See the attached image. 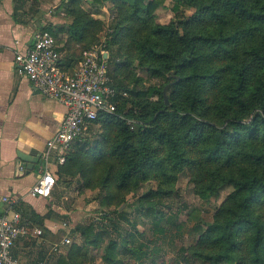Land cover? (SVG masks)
<instances>
[{"label": "trees", "instance_id": "1", "mask_svg": "<svg viewBox=\"0 0 264 264\" xmlns=\"http://www.w3.org/2000/svg\"><path fill=\"white\" fill-rule=\"evenodd\" d=\"M90 1L87 9L97 11L106 2L113 4L110 12L116 17L106 35V49L114 48V73L133 54L151 75L164 80L162 89L169 96L165 103L163 90L157 87L124 89L134 98L131 106L125 110L127 103L118 101L115 113H101L93 122L100 123L105 134L113 132L112 137L106 143L102 139L81 142L82 137L74 141L59 173L66 177L79 173L91 179L104 173L102 183L109 194L101 204H110L111 196L148 176L169 180L181 171L192 175L201 197L219 186L231 185L233 190L215 221L205 227L194 225L195 245L180 252L188 251L191 258L205 264L227 260L264 264V0H173L174 11L183 4L194 12L188 19L162 25L152 21L158 7L155 0ZM14 2L17 14L18 6L26 0ZM81 2L70 0L65 5L70 19L67 25L40 29L54 36L66 34L63 46L73 52V58H80L81 52L94 44L102 28L101 20L80 6ZM229 18L235 20L233 31L227 30ZM134 25L136 31L142 28L146 32L137 37L135 31L129 39ZM240 48L244 49L241 56L237 55ZM111 54L108 51L109 63ZM153 94L158 100L148 101ZM126 119L134 120V129ZM99 155L108 156L109 165L91 170L88 164L96 163ZM84 162L87 167L82 170ZM162 181H158V189L138 199L135 209L152 217L155 226L163 215L156 207L165 193ZM106 215L100 217L108 219ZM117 216L127 220L124 211H118ZM92 228L91 224L80 228L83 245L97 246L106 232L90 237ZM125 240L110 239L101 260L121 264L116 258L120 243L137 264L147 260L144 243H136V250L127 249ZM83 245L71 244L67 253L57 255L51 264H81L85 260Z\"/></svg>", "mask_w": 264, "mask_h": 264}, {"label": "rangeland", "instance_id": "2", "mask_svg": "<svg viewBox=\"0 0 264 264\" xmlns=\"http://www.w3.org/2000/svg\"><path fill=\"white\" fill-rule=\"evenodd\" d=\"M70 0H27L24 6H31V10L28 12V16L32 18L34 14H37L39 21L47 22L54 18L57 20L56 25H67L70 19L65 14V5ZM158 3V7L152 14V21L155 24H168L171 21H182L188 19L193 14V9L180 5L178 10L174 11L173 0H155ZM90 0H82L80 6L87 9L90 6ZM27 9V8H26ZM35 9V11H34ZM113 4L106 2L99 11L88 8L87 10L92 13V16L98 18L102 22V28L96 34V40L94 43L100 40H106V35L111 31L114 19L116 17L115 12L112 13ZM227 30L233 31L236 29L235 20L229 18ZM244 26V25H243ZM137 26L134 25V31L129 35V39L136 31ZM146 30L139 29L136 31L137 37L145 34ZM57 38V36H56ZM106 42V41H105ZM60 43V42H59ZM111 47V46H110ZM108 48L107 51L112 52V61L109 63L110 76L113 79V83L117 89H147L149 87L163 88L164 80L160 77L151 75L145 68L140 65L138 60H135V55H130L128 63L118 67L114 73V60L115 56L114 48ZM241 49V48H240ZM244 49L240 50L237 55H243ZM78 56L75 59L77 62ZM74 60V59H73ZM123 61V59H122ZM221 67V65H219ZM71 72V71H70ZM115 74V78H114ZM163 90V89H162ZM127 92V91H126ZM128 93V92H127ZM166 98L169 94L165 90ZM134 100L132 95L128 93V97L125 100H119L125 104V110L131 106V101ZM148 101H157L158 95L153 94L148 97ZM125 112V111H124ZM126 123L135 128L134 120L126 119ZM113 132L105 134L104 129L100 123L92 124L82 137V141L92 142L95 139L108 141L112 137ZM108 135V139H103ZM261 144V141L258 143ZM91 144H88L89 148ZM86 148V149H87ZM95 162H90L88 166L90 169H99L101 167L106 168L109 165L108 156L99 155L95 159ZM115 167H119L115 161ZM86 162L83 164L85 169ZM91 172V171H90ZM99 174V171H98ZM105 174L94 176L91 179L83 177L81 174H74L73 176L62 177L66 186V198L63 199L67 214L61 216L59 221L61 224L67 222L70 226L71 243L77 246L83 245V238L81 237L80 228L89 227L93 225L92 231L89 232V236L92 237L96 232L105 230L101 236L100 243L97 246L83 245L81 253L84 254V262L81 264H105L101 260L103 249L107 245L110 239L114 241H121V239H127L125 247L127 249L136 250V243H144L145 248L142 251L148 256L147 260L143 259L142 264H205L201 261L195 260L190 257L188 251L181 253L180 249H187L190 245H195L197 241V233L192 230L194 225L200 224L205 227L206 224H211L215 221L217 211L222 203L226 201L229 194L232 192L231 185L219 186L214 193H207L206 197H201L198 194V188L192 179V175L187 171H181L173 174V176L166 180L165 176L158 179L153 176H148L143 181L133 185L127 191L117 192L113 197H110V204H101V201L105 195L109 194L103 184ZM103 176V177H102ZM91 180V181H90ZM166 185H163L164 194H161V198L156 202V207L162 212V218L155 226L152 217L146 216L143 212L135 211L137 208L138 199L145 195L149 191L158 189V181ZM87 181V182H86ZM91 182V183H90ZM89 183L87 186L86 184ZM113 188V186H112ZM114 189V188H113ZM118 211H124L126 213L127 220L125 221L121 217L117 216ZM101 214H107L106 218H101ZM101 216V217H100ZM105 225L106 227H104ZM162 228L160 233L157 229ZM132 234L133 238L130 239L129 235ZM61 236H64V232H61ZM71 245V244H70ZM69 245V246H70ZM68 246V247H69ZM67 249L65 252L67 253ZM116 258L121 264H137L134 257L130 256L129 251L124 250L122 243L117 246ZM50 256V263L56 257L54 254ZM79 255H76V259ZM81 258V257H80ZM48 260V261H49ZM50 264L49 262H47ZM141 264V263H140ZM218 264H235L233 260H227Z\"/></svg>", "mask_w": 264, "mask_h": 264}, {"label": "crops", "instance_id": "3", "mask_svg": "<svg viewBox=\"0 0 264 264\" xmlns=\"http://www.w3.org/2000/svg\"><path fill=\"white\" fill-rule=\"evenodd\" d=\"M14 5V0H0V215L17 211L22 222L41 229L40 237L16 242L12 252L22 262L48 264L54 254L52 246L63 237L59 235L64 232L60 230L59 218L68 213L62 201L67 196L68 184L62 182L60 166L49 197L32 196L29 191L42 175L41 153L63 120L66 108L33 90L26 77L18 72L14 56L28 48L36 30L51 26L56 30L62 25H56L54 18L39 21L37 14L27 17L31 6H18L15 14ZM56 40L62 53L60 66L69 73L76 65V58L63 46L66 34H57ZM3 198L14 203L10 207Z\"/></svg>", "mask_w": 264, "mask_h": 264}, {"label": "built area", "instance_id": "4", "mask_svg": "<svg viewBox=\"0 0 264 264\" xmlns=\"http://www.w3.org/2000/svg\"><path fill=\"white\" fill-rule=\"evenodd\" d=\"M47 28V27H46ZM106 40H100L81 52L71 72L60 66L62 53L53 34L36 30L32 41L24 51L17 52L14 64L18 72L26 77L30 87L47 99L54 100L66 108L63 120L54 134L47 139L41 153L42 175L30 189L32 196L49 197L58 180L57 167L65 162L71 144L83 137L101 113L113 114L119 100L128 93L117 89L109 76V56ZM10 207L14 203L3 198ZM61 240L51 251L61 255L71 243L70 226L63 222ZM42 235L41 229L22 222L21 215L12 211L0 215V264H46L44 262H22L12 252L16 242L30 240Z\"/></svg>", "mask_w": 264, "mask_h": 264}, {"label": "water", "instance_id": "5", "mask_svg": "<svg viewBox=\"0 0 264 264\" xmlns=\"http://www.w3.org/2000/svg\"><path fill=\"white\" fill-rule=\"evenodd\" d=\"M163 95H164V101H165V103H167V98H166V95H165V89L163 90ZM19 157H20L22 160H26V161H28V158H26L24 155L19 154Z\"/></svg>", "mask_w": 264, "mask_h": 264}]
</instances>
